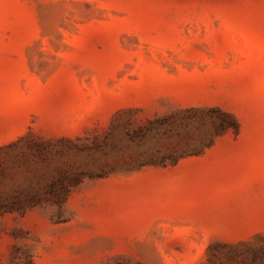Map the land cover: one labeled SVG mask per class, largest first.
Returning <instances> with one entry per match:
<instances>
[{"label":"rangeland","instance_id":"1","mask_svg":"<svg viewBox=\"0 0 264 264\" xmlns=\"http://www.w3.org/2000/svg\"><path fill=\"white\" fill-rule=\"evenodd\" d=\"M0 264H264V0H0Z\"/></svg>","mask_w":264,"mask_h":264},{"label":"trees","instance_id":"2","mask_svg":"<svg viewBox=\"0 0 264 264\" xmlns=\"http://www.w3.org/2000/svg\"><path fill=\"white\" fill-rule=\"evenodd\" d=\"M219 112V111H218ZM222 114V116H224L226 119L229 120V122L227 121L226 123H223L222 126L227 129L228 127H234L236 128V122L234 120L233 117H231L230 115L224 113V112H220Z\"/></svg>","mask_w":264,"mask_h":264}]
</instances>
